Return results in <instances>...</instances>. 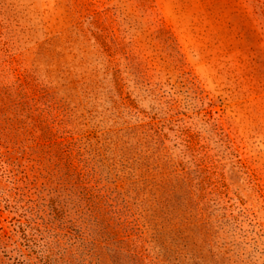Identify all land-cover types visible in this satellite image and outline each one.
Instances as JSON below:
<instances>
[{"label": "rangeland", "instance_id": "rangeland-1", "mask_svg": "<svg viewBox=\"0 0 264 264\" xmlns=\"http://www.w3.org/2000/svg\"><path fill=\"white\" fill-rule=\"evenodd\" d=\"M0 264H264V0H0Z\"/></svg>", "mask_w": 264, "mask_h": 264}]
</instances>
